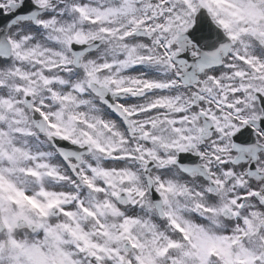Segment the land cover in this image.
I'll use <instances>...</instances> for the list:
<instances>
[{
  "label": "snow or ice",
  "instance_id": "obj_1",
  "mask_svg": "<svg viewBox=\"0 0 264 264\" xmlns=\"http://www.w3.org/2000/svg\"><path fill=\"white\" fill-rule=\"evenodd\" d=\"M0 264H264V0H0Z\"/></svg>",
  "mask_w": 264,
  "mask_h": 264
}]
</instances>
